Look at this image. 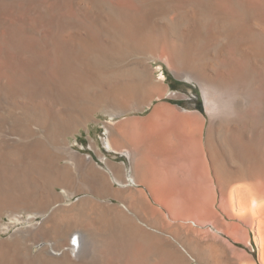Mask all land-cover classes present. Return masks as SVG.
Wrapping results in <instances>:
<instances>
[{"label":"bare ground","instance_id":"6f19581e","mask_svg":"<svg viewBox=\"0 0 264 264\" xmlns=\"http://www.w3.org/2000/svg\"><path fill=\"white\" fill-rule=\"evenodd\" d=\"M233 5L230 0H0V210L11 209L13 213L10 215L11 211H8V214L15 216L14 210L25 208L24 204L28 202L30 205L26 209L32 215L29 214L30 217L25 222L31 223L34 216L43 215L45 208H40V205L45 204V201L42 203L41 195L47 189L43 186L45 178L41 172L43 168L49 170L47 168L52 166L55 156L48 155L46 158L42 152L40 154L35 151L40 143L31 146L32 143L26 142L27 134L31 131V123L44 129L49 125L47 127L49 134L46 138L51 141L62 129L61 123L76 122L78 118L76 113L88 105L105 102L108 95L116 93L133 99L132 95L137 92L133 89L134 84L142 82L148 85L146 70L138 68L140 66L137 67L136 64L139 61L134 59L143 58L142 55L146 54L142 52L143 48L156 51L163 45V49L177 59L178 67L181 65L186 68L192 59L195 57L199 59L191 74L182 72V75H179L181 78L186 75L190 80L192 78L199 83L201 80L204 83L205 80L210 82L213 75L222 73L225 78L227 76L236 78L234 81H228L229 84L226 82L224 84L223 81L220 84L225 88H231V91L243 93L247 88L245 90L241 86L244 83L237 80V77L242 70L244 71L243 68H250L252 79H249L251 88L248 87L251 90L246 92L249 93L247 108L244 111L234 110V113L238 112L236 119L248 123L250 131L248 134L243 130L239 131L233 121L225 122L224 128L222 122L220 125L223 129L218 130L220 125L216 120L209 142L211 141L214 155V141L222 147H230L231 139L236 137L241 143L242 149L249 156L247 175L252 180V183L245 187L248 194H245L247 198L244 200L248 201L247 205L249 203L252 212L256 211L263 215L264 194L261 188L262 190L264 188V15L250 13L246 10L245 4L235 13L236 7ZM216 10L228 13L224 17H218L213 14ZM196 16H200L202 22L194 21ZM251 23L254 25L250 29ZM216 38L219 44L214 51L210 48L215 45L212 42ZM213 51L219 59L220 69H210V60L214 59ZM134 55L139 57L135 56L132 59ZM114 65L119 67L118 72L112 70L115 68ZM159 79L164 81L165 77L161 75ZM163 89L161 86L153 91L147 89L144 96L152 93L161 96ZM203 90L206 111L212 117L218 116L217 102L210 99L206 89ZM259 120L261 125L257 124ZM105 143L109 148L114 146L112 140ZM63 150L73 154L75 157L73 160L77 163L75 167L80 170L83 166L78 161L79 155L74 154L69 148ZM36 159L37 163L31 164ZM220 166L218 167L221 170ZM71 175L64 174L63 181L73 182L74 178ZM105 184L104 175L102 187L105 188ZM238 193L240 195V191ZM238 203H241L240 200ZM88 207H78L79 209L75 207L76 210L72 208L68 214L66 212L67 215L61 209H55L39 224L37 235L31 229L30 233L35 235L32 237L35 239L32 240L36 245L41 239L45 242L49 240L46 239L48 235L56 237L57 242L50 249L59 254L56 257L53 255L51 264H89L88 259L91 255L89 256L83 248L93 235H98V232L99 236L102 235L99 240L101 244L99 264H143V251H155L159 247L156 238L137 235V240L130 249L131 260L127 261L126 248L104 237L103 232L97 228L98 224L107 222L109 218L101 213L95 218V210ZM258 217L260 220L261 216ZM124 222L127 228L133 231L135 228L133 224L129 225L128 220ZM259 222L262 225L261 221ZM18 232H14L13 237ZM136 234H140L139 231L136 230ZM20 238L18 237L17 241L21 240ZM8 243V246H13L12 243ZM48 249L42 248L34 258L27 256L22 250L11 253L1 251L0 264L49 263L44 261L43 256H46ZM165 250L168 251L166 248ZM169 252L166 253L169 263H182L175 260L177 257L172 258ZM48 259L50 260V257ZM148 264H159V261H151Z\"/></svg>","mask_w":264,"mask_h":264},{"label":"rangeland","instance_id":"374dc122","mask_svg":"<svg viewBox=\"0 0 264 264\" xmlns=\"http://www.w3.org/2000/svg\"><path fill=\"white\" fill-rule=\"evenodd\" d=\"M230 2L232 5H235H233L234 8L236 7L234 10L235 13L239 12V7L245 4L246 10L250 13L257 12L264 15V0H230ZM227 13L228 12L216 10L213 14L215 16L218 15V17H224ZM196 20L201 21V17L196 16L194 21ZM253 25L254 24L252 23L249 25L250 29L253 28ZM212 44L215 45L210 49L216 51L219 40L216 38L213 40ZM162 46L163 45L159 46L156 51H148L146 48H143L142 52L146 54L142 55V59H134L135 56L139 57V55H134L132 57V59L139 61V63L137 62L136 64L137 67L138 65L140 66L138 68L146 70V82L148 84L146 85V83L144 84L142 82L134 84L135 86L133 89L137 92L132 95L133 99L129 98V96H120L121 93H116L114 95H108L109 98L107 97L108 100H106L108 103L105 101L95 105H88L85 109L76 113L78 114L76 122L65 123L68 130H65L67 129L66 125L61 123L63 124L62 129L58 131V136L56 134L54 135V138L51 141L49 138V141L46 138L49 134V130L47 129L49 125L44 129L33 126V123H31V131L27 134V138H30H26V142L32 143L31 146H36L40 143L36 146L35 151L38 153L40 152V154L42 152L44 157L48 155L55 156L53 161L55 163L52 162V166L47 168L49 170L43 168L41 172L45 178L43 180V182H45L43 186L46 187L47 191L41 195L42 203L45 201V204L40 205V208L45 209L43 215L34 216V223L33 221L31 223L25 222L30 215H32V213L26 209L28 205H30L28 202L24 204L25 208L14 210L16 214L15 216H10L11 213H13L11 209H5L6 212L5 210H0V243L2 244L0 246V252L8 251L11 253L13 251L16 252L22 250L27 256L34 258L42 248L47 247L49 249L46 251L47 253L45 252L46 256L43 255L44 261L49 262H45V264H51V262H53L51 258H54L53 255L56 257L59 254L53 251V249H50L54 243L56 244L57 239L54 235H48L46 239L49 238V240L46 242L41 239V241H37V245L34 244L35 242L33 240L35 238L33 239L32 237H35L34 233L36 235L38 234L40 227L39 224L42 223L55 209H61V211H64L63 213L66 214L67 212L68 214L72 208L73 210H76V208L79 209L80 207L89 206L95 210V218L97 215L99 216V213L106 215L109 218L107 222L105 221L98 224L97 228L103 232L104 237L106 236L111 241H116L117 244H122L121 246L126 248L125 255L127 261L131 260L132 253L130 249L134 241L137 240V235H143L149 238H156L158 244L161 245H158L159 247H157L155 251H143V264H148L155 260H158L159 264H171L166 258V253L169 251L171 252L168 254L174 259L177 257L178 259L176 258L175 260L182 262L181 264H264V256H262V252L264 254V214L262 215V213L256 211L252 212L249 203L247 205L248 201L244 200L247 198L245 197L247 196L245 194H248L246 188L252 183L251 178L247 175L249 156L247 152L242 149L241 143H239L236 137L231 139L232 144H230V147H222L214 141L215 155L212 152L211 141L209 142L210 133L213 131L212 128H214L215 122L217 121H219V125L223 122V128L226 126L225 122L233 121L239 131L243 130V132L247 134L250 131L248 123L236 119L238 117V112H235V114L234 110L244 111L247 108L249 93L246 92L251 90L248 89V87L251 86L249 80L251 78V70L249 67H245L243 68L244 71L242 70L237 77V80L244 83L243 85L240 82V84H242L241 86L244 89L247 88L243 93L239 91L234 92V90L231 91V88H225L224 85L220 84L222 81V83L226 82L229 84L228 81H234V78H236L232 76H227V78H225V75L222 73L213 75L210 78V82L205 80L204 83L203 80H201L199 83L195 79L193 80L191 78L190 80L186 75V77H179V75H182V72L191 74L193 69L197 66L199 59L196 57L194 58L196 60L192 59L186 68L181 65L178 67L177 59L173 55L167 53L166 49H163L164 47ZM214 51V59L211 58V62L209 61L210 69H220V62ZM116 66L117 65H114L113 67L115 68L112 70L118 72L117 69L119 67ZM161 75L165 77L164 81L159 79ZM246 81H248V83ZM180 84L182 86L178 90L173 89L172 86H178ZM160 86L164 88L161 96L153 93L144 96L147 89L153 91ZM203 88L206 89L210 99L218 104L219 110L217 113L218 116L216 117H212L205 109ZM109 99L111 100L109 101ZM161 106L196 111L205 120L204 144L209 163V172L215 186L214 203L210 209L184 212L183 217H177L171 216L168 212L155 208L149 201H146L145 204H139L138 211L136 209L127 210L123 208L124 203L113 204L110 202L113 191L120 189V185L124 182L123 178L127 171L131 174V166L135 162L137 152L132 148L131 144H127L124 140H112L114 144V146L112 145L113 148H108L109 151H105L103 149L104 129L112 127V125L116 124L118 121H123L129 118L145 120L155 108ZM9 107L10 105H8V108ZM233 119L236 120L234 121ZM257 124L261 125L260 120ZM143 125L141 123V127L146 128ZM220 128L223 129L222 125L218 127V130H220ZM217 134L219 136V133ZM236 141H238V144ZM23 147L26 148L27 146ZM65 148H69L74 154L77 153L79 155V159H77L83 166L81 168L82 170L80 169L81 171L75 167V164L77 163L74 161L75 157L73 154L64 152L63 149ZM46 152L47 155H45ZM127 152H130L131 155H127ZM33 163L36 164L37 159L31 164ZM218 166L224 168V170L222 168L220 170ZM243 167L247 168L243 169ZM236 172H243V174L239 175ZM64 174H72L71 176H73L74 181L68 183L64 182ZM104 175L106 178L105 189L102 187ZM236 186H238L239 189H242V193H245L242 194L241 189L239 190ZM108 190L111 196L108 195ZM237 190L240 191V195L242 194V196L238 195L239 191ZM261 191L262 194H264V188L263 190L261 188ZM240 197L242 199H240ZM239 200L244 206L243 204L238 203ZM8 211H11L9 213L10 215L8 214ZM255 213H258L259 215H256ZM258 216H261L260 220ZM125 220L129 221V225L133 224V228L135 227L133 229L134 232L130 228H127L128 226L125 224ZM259 221H261L262 225H260ZM31 229L34 233H30ZM22 230H25L26 232H23ZM136 230L139 231L140 234H136ZM17 231L24 233L21 234V232H18L15 235L17 238L21 237V240L24 238L22 241H17V238L13 237V233ZM99 234L100 233L98 232L97 236L96 234L93 235L89 239L90 243L87 242L84 245L83 249L85 252H88L89 256L91 255L88 259L89 264H99L100 262L99 252L101 250V244L99 240L102 238V235L99 236ZM113 238L116 239L114 240ZM6 242H9L8 244L12 243L13 246H8ZM165 248L168 249V251L165 250ZM189 249L190 251H188ZM200 249L203 250L201 251ZM48 252L49 255H47ZM49 257L51 261L48 259Z\"/></svg>","mask_w":264,"mask_h":264},{"label":"crops","instance_id":"0c3cea01","mask_svg":"<svg viewBox=\"0 0 264 264\" xmlns=\"http://www.w3.org/2000/svg\"><path fill=\"white\" fill-rule=\"evenodd\" d=\"M204 127L205 120L196 111L157 107L145 120L129 118L105 128V151H109L106 141L124 140L137 152L131 174L127 171L120 189L109 197L110 202L124 203L123 208L133 210L149 201L155 208L177 217H183L184 212L210 209L215 186L209 172ZM108 195L111 196L109 190Z\"/></svg>","mask_w":264,"mask_h":264},{"label":"trees","instance_id":"16d2710c","mask_svg":"<svg viewBox=\"0 0 264 264\" xmlns=\"http://www.w3.org/2000/svg\"><path fill=\"white\" fill-rule=\"evenodd\" d=\"M181 86H182V85L180 84V85H178V86H172V87H173V89L178 90Z\"/></svg>","mask_w":264,"mask_h":264}]
</instances>
